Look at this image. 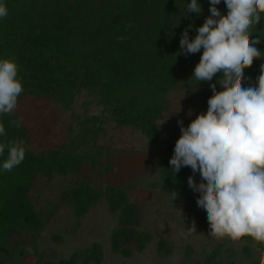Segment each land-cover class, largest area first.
<instances>
[{
    "label": "trees",
    "instance_id": "obj_1",
    "mask_svg": "<svg viewBox=\"0 0 264 264\" xmlns=\"http://www.w3.org/2000/svg\"><path fill=\"white\" fill-rule=\"evenodd\" d=\"M7 8V16L0 18V59H11L18 66V78L24 91L18 97L33 96L52 99L69 105L76 95L85 92L94 97L95 104L105 112L103 118L88 116L96 123L113 120L119 126H133L151 144H157L161 131L156 122L168 107L169 92L179 89L192 105H204L216 90L223 87L218 82L223 75L218 72L212 81L197 82L193 76L203 48L195 54L180 50L182 33L188 29L189 39L211 15L210 0H197L202 12H186L191 0H0ZM221 15L228 12L224 0L216 6ZM252 39L259 36L256 45L264 52V14L260 23L251 30ZM264 58H256L244 70L246 86H256ZM192 77V78H191ZM20 119L10 114H0L5 136L0 142L22 141L25 159L11 171H4L3 162L9 149L0 155V264H22L29 246H36L41 235L43 217L36 210L31 190L40 176H66L77 171L80 159L68 149L50 150L35 154L27 147L28 131ZM99 129V128H98ZM83 132V130L81 131ZM96 134L85 129L82 138ZM66 148V147H64ZM71 153V154H70ZM174 155L168 149L155 163L159 167L160 186L163 191H175L195 209L193 219L208 223L206 210L197 206L201 195L188 185L189 167L182 166L174 172L169 161ZM154 163V164H155ZM199 184V183H197ZM74 208L73 215L81 218L105 197L109 210L117 212V226L110 235L114 252L129 255L128 246L143 250L152 236L139 232L138 206L129 201L121 188L108 185L104 194L80 185L68 193ZM24 237H28L27 244ZM53 240H59L54 236ZM244 257L254 256L249 264H260L264 244L243 237ZM25 246H24V244ZM254 247V248H252ZM158 251L165 254V241L158 243ZM101 248L94 244L85 254L76 250L69 258L50 261L39 254L34 264H91L101 260ZM216 252H211L196 264H213ZM23 259V260H22Z\"/></svg>",
    "mask_w": 264,
    "mask_h": 264
},
{
    "label": "rangeland",
    "instance_id": "obj_2",
    "mask_svg": "<svg viewBox=\"0 0 264 264\" xmlns=\"http://www.w3.org/2000/svg\"><path fill=\"white\" fill-rule=\"evenodd\" d=\"M95 102L94 97L85 92L76 95L69 105L27 95L18 99L12 112L28 131L30 151L39 154L68 149L73 144L70 152L80 159L75 172L66 176H40L35 180L31 197L44 226L37 245L29 246L22 264H34L39 254L47 258L55 250L57 255L51 263L69 258L76 250L87 254L94 244L101 248V260L91 264H196L214 251L213 264L253 261L254 256L244 257L242 253L244 241L210 236L209 222L193 219L195 209L191 202L181 195L172 201V193L163 191L160 186L158 157L168 149L174 151L182 135L178 121L186 128L198 115L206 114L208 102L192 105L179 89L169 92L168 107L156 122V128L162 133L157 144L149 143L133 126H119L107 118L104 123L88 119V116L102 119L106 112ZM85 129L96 134L83 139ZM186 174L196 183L202 182L200 173H193L190 167ZM83 184L103 194L108 185L124 190L129 201L140 210L136 229L152 236L143 250L128 246V256L112 250L110 235L117 226V212L109 210L105 197H100L81 218L73 215L68 193ZM193 221L196 234L187 235ZM54 236L59 240H53ZM27 238L24 237L25 244ZM160 241L167 244L165 254L158 251ZM261 251L264 255V249Z\"/></svg>",
    "mask_w": 264,
    "mask_h": 264
},
{
    "label": "clouds",
    "instance_id": "obj_3",
    "mask_svg": "<svg viewBox=\"0 0 264 264\" xmlns=\"http://www.w3.org/2000/svg\"><path fill=\"white\" fill-rule=\"evenodd\" d=\"M220 2L210 0L211 15L197 29L194 39L188 35L192 25L185 29L180 50L187 56L203 48L192 77L198 83L212 81L222 72L218 82L223 90L217 91L216 84H211L214 94L208 99L206 114L198 115L186 128L178 121L182 135L169 163L174 172L187 166L193 173H200L202 182L197 184L189 176L188 185L201 194L196 202L206 210L210 236L233 242L250 237L264 244V65L256 86L244 83V70L254 59L264 58V52L256 46L259 36H251L264 14V0H224L226 15L216 7ZM186 12L199 15L202 8L197 0H191ZM6 16L7 8L0 3V18ZM23 91L17 64L0 59V114L12 113ZM12 123L19 128L22 122ZM5 135L0 123V136ZM6 147L9 151L2 168L11 171L25 159V148L22 141L0 142V155ZM177 195L172 192V201ZM194 234L193 221L187 235ZM260 264H264V255Z\"/></svg>",
    "mask_w": 264,
    "mask_h": 264
}]
</instances>
